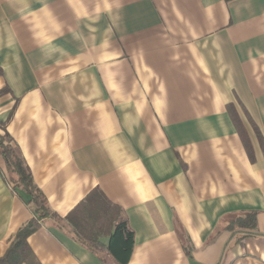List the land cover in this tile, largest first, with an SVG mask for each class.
Returning a JSON list of instances; mask_svg holds the SVG:
<instances>
[{
    "label": "crops",
    "instance_id": "0c3cea01",
    "mask_svg": "<svg viewBox=\"0 0 264 264\" xmlns=\"http://www.w3.org/2000/svg\"><path fill=\"white\" fill-rule=\"evenodd\" d=\"M5 133L59 216L95 189L121 207L128 264H264V0H0ZM5 167L0 258L33 217ZM27 242L117 264L50 218Z\"/></svg>",
    "mask_w": 264,
    "mask_h": 264
},
{
    "label": "trees",
    "instance_id": "16d2710c",
    "mask_svg": "<svg viewBox=\"0 0 264 264\" xmlns=\"http://www.w3.org/2000/svg\"><path fill=\"white\" fill-rule=\"evenodd\" d=\"M11 140L8 133L0 134V157L5 161L7 182L13 190L20 189L29 196L27 203L33 217L15 232L8 251L0 258V264H37L27 238L45 218L54 219L60 228L73 232L79 241L94 250L106 249L117 264H128L133 253L135 233L127 217L123 216L121 207L109 200L103 191L95 189L64 218L59 216L49 206L24 157ZM245 214L237 216L236 225L244 229L255 228L256 212ZM105 235L109 236L108 244H103L99 239Z\"/></svg>",
    "mask_w": 264,
    "mask_h": 264
}]
</instances>
